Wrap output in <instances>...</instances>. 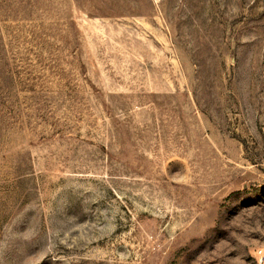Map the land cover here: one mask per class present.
Returning a JSON list of instances; mask_svg holds the SVG:
<instances>
[{
    "label": "rangeland",
    "instance_id": "1",
    "mask_svg": "<svg viewBox=\"0 0 264 264\" xmlns=\"http://www.w3.org/2000/svg\"><path fill=\"white\" fill-rule=\"evenodd\" d=\"M0 264H264V0H0Z\"/></svg>",
    "mask_w": 264,
    "mask_h": 264
},
{
    "label": "built area",
    "instance_id": "2",
    "mask_svg": "<svg viewBox=\"0 0 264 264\" xmlns=\"http://www.w3.org/2000/svg\"><path fill=\"white\" fill-rule=\"evenodd\" d=\"M260 253V252H259Z\"/></svg>",
    "mask_w": 264,
    "mask_h": 264
}]
</instances>
